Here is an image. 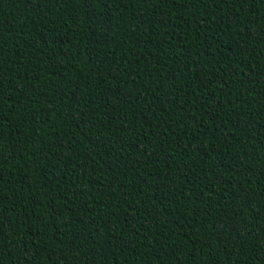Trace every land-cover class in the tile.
Returning <instances> with one entry per match:
<instances>
[{"label":"trees","instance_id":"1","mask_svg":"<svg viewBox=\"0 0 264 264\" xmlns=\"http://www.w3.org/2000/svg\"><path fill=\"white\" fill-rule=\"evenodd\" d=\"M0 264L264 262V0H0Z\"/></svg>","mask_w":264,"mask_h":264},{"label":"snow or ice","instance_id":"2","mask_svg":"<svg viewBox=\"0 0 264 264\" xmlns=\"http://www.w3.org/2000/svg\"><path fill=\"white\" fill-rule=\"evenodd\" d=\"M3 85L2 84H0V87H2ZM262 264H264V262H262Z\"/></svg>","mask_w":264,"mask_h":264}]
</instances>
